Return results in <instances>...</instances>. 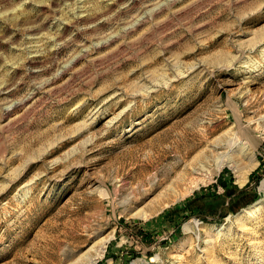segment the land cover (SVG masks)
Segmentation results:
<instances>
[{"label": "rangeland", "instance_id": "rangeland-1", "mask_svg": "<svg viewBox=\"0 0 264 264\" xmlns=\"http://www.w3.org/2000/svg\"><path fill=\"white\" fill-rule=\"evenodd\" d=\"M263 181L264 0H0V264H264Z\"/></svg>", "mask_w": 264, "mask_h": 264}, {"label": "trees", "instance_id": "trees-1", "mask_svg": "<svg viewBox=\"0 0 264 264\" xmlns=\"http://www.w3.org/2000/svg\"><path fill=\"white\" fill-rule=\"evenodd\" d=\"M256 171L254 170L251 175ZM219 182L224 186L223 192H217L216 184L210 183L201 187L198 191H194V196L186 202V207H190L192 200L201 198L202 202L195 204L193 209L199 212L203 209L204 213H200L203 217H205V212L220 211L219 216L224 218L229 211H238L242 206L255 201L259 197L256 189L249 191L246 187L241 188L236 183L227 185L222 176H220Z\"/></svg>", "mask_w": 264, "mask_h": 264}, {"label": "crops", "instance_id": "crops-1", "mask_svg": "<svg viewBox=\"0 0 264 264\" xmlns=\"http://www.w3.org/2000/svg\"><path fill=\"white\" fill-rule=\"evenodd\" d=\"M222 178L224 179L225 176L222 175ZM225 182H226V184L228 183V181H226V180H225ZM183 213H184V210L181 208V206H178V205L173 206L172 208H168L167 210L162 212L160 214V216L155 218L154 219V225L147 226L148 222H147V224L143 223L141 226V229H144V230L146 229V230L150 231V230H153V228H154L157 230L161 229L162 231H164V227H167L170 225V228L168 229V236H174L175 232L178 230V228H176L175 224H177L179 216L182 215ZM115 254H116V252L113 249H107L106 250V255H115Z\"/></svg>", "mask_w": 264, "mask_h": 264}, {"label": "bare ground", "instance_id": "bare-ground-1", "mask_svg": "<svg viewBox=\"0 0 264 264\" xmlns=\"http://www.w3.org/2000/svg\"><path fill=\"white\" fill-rule=\"evenodd\" d=\"M242 149L243 148H241V150ZM216 159L218 160V165L221 166L226 160L232 162V155H230V154L219 155V156H216ZM237 172H238V181L240 183H243L246 180V178H247V172L242 170L241 168H238ZM261 188L264 189V181L261 184ZM250 208L251 209L249 211L252 214L257 213L261 209V202L259 201V202L254 203ZM142 214H144V211L142 212ZM108 240L109 239H105L100 244V249L97 250L98 251V256H101L103 254L104 248L106 246V242ZM207 241H211V240H207ZM86 255L87 256L84 258V260L86 261L87 264H93L96 261V258L98 257V256H93L92 254L88 255L87 253H86ZM84 256H85V254H84Z\"/></svg>", "mask_w": 264, "mask_h": 264}]
</instances>
